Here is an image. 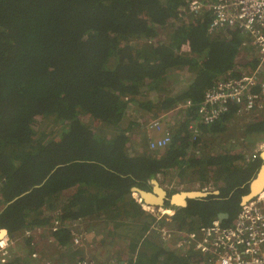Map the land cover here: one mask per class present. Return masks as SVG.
<instances>
[{"label":"trees","instance_id":"obj_1","mask_svg":"<svg viewBox=\"0 0 264 264\" xmlns=\"http://www.w3.org/2000/svg\"><path fill=\"white\" fill-rule=\"evenodd\" d=\"M182 6V0H0V229L14 235L58 226L57 243L67 244L64 221L83 218L89 232L134 230L128 248L136 252L156 218L131 188L151 190L160 175L219 190L176 207L178 228L210 225L223 212L224 224L236 218L262 160L230 148L206 151L236 110L209 125H200L197 111L206 90L234 69L246 38L238 30L210 34L209 14L197 18L181 13ZM182 70L194 80L172 95L164 85ZM151 92L156 96L147 98ZM188 101L166 148L150 150L144 136L130 149L132 133L150 122L128 121L131 104L155 118ZM38 117L45 129L60 125L59 135L38 132ZM190 123L200 125L195 140ZM244 134L252 146L264 141V116L247 123ZM66 191L72 194L64 198ZM151 241L130 264H189ZM20 242L7 264H43L40 254L32 257L30 238Z\"/></svg>","mask_w":264,"mask_h":264},{"label":"built area","instance_id":"obj_2","mask_svg":"<svg viewBox=\"0 0 264 264\" xmlns=\"http://www.w3.org/2000/svg\"><path fill=\"white\" fill-rule=\"evenodd\" d=\"M182 1L181 13L192 14L197 18L209 14L210 34L238 30L255 51L252 59L255 61L254 65H249L248 69L241 71L235 66L225 77L206 90L197 111L200 125L215 123L233 108L237 116L249 114L259 116L264 112V0ZM191 104V101H188L184 105L187 108ZM200 125L197 123L189 125L194 140L200 135ZM147 127L149 133H159V136L150 137V150L163 149L171 143L173 130L159 117L150 120ZM263 153L264 142L255 149L248 160L261 159ZM1 190L0 183V200L3 198ZM139 201L145 207V204ZM148 212L157 217L153 228L161 232L162 245L167 244L172 247L174 251H171L186 257L189 264H264V189L247 202L241 203L238 215L230 224H224L217 218L210 225L192 229L167 228L159 225L156 227L155 224L163 215L169 213V209L160 208ZM173 214L174 211L169 215ZM57 229V226L52 227L46 239L43 236L45 229L42 227L21 232L20 237L17 233L12 235L7 231L0 239V264L9 262L11 248L16 242L30 238L31 245H36L41 239L53 243L55 238L52 232ZM71 243L74 247L84 246L86 243L84 233L73 232ZM64 248L67 249L66 246ZM32 257L40 258L39 252H32ZM42 262L55 264V261L49 258H45ZM92 263L91 259L83 257L77 264Z\"/></svg>","mask_w":264,"mask_h":264},{"label":"rangeland","instance_id":"obj_3","mask_svg":"<svg viewBox=\"0 0 264 264\" xmlns=\"http://www.w3.org/2000/svg\"><path fill=\"white\" fill-rule=\"evenodd\" d=\"M161 38L163 41L166 40L167 34L166 33L163 34ZM245 42H246V44H244V46L246 47V49H243V51L241 52L240 57L238 59V62L236 64L239 71H241L242 69L243 70L248 69L247 67L250 65L249 62L252 61V59L255 55L254 50L252 52L250 51L251 50L250 48L252 46L250 43H248L247 39L245 40ZM193 80H194L193 74H191L187 70H182V71H179V73L176 74V76L174 75L172 78H170L168 80V82L164 85V87L169 90L170 94L176 95L180 91H182L184 88H186L187 85ZM154 96H156V93L151 92L147 95V98L154 97ZM178 106L179 107H176L175 109L172 110V113H170V114L165 113V114L158 116L165 124L169 125L173 131L176 129L179 122L185 116L186 106L183 104H180V103ZM136 107L137 106H135V105H132V104L130 105L128 112L126 114L128 121L138 117V118H141L142 121L147 122L148 120H151L152 118H154L150 115L151 113H149L148 111H145V110L141 111L139 109L137 111H135ZM262 115L264 116V112L259 114V116H256L253 114H249V115H245V116H236L234 118V120H232V122L229 123V126L225 132L218 134L217 136H213L211 138L213 141L208 143V148H206V151H208L210 154H216V153H221V151H227L230 148L231 149L230 151H232V152H240V151L245 152L247 155V159H248L249 156L255 152V149L257 147H259V145L264 141H259L257 143V145L252 146L250 141L248 140V138L245 137L244 126L249 122H253L256 119L258 120L259 118L262 117ZM158 117H155V118H158ZM127 120L125 119V123H128ZM87 121L90 122L91 124L93 122V120H91V119H89V120L87 119ZM42 122H43L42 117H38L36 119V126L35 127H36L38 132H41V130L44 129L42 133L50 134V135H57V134L59 135L58 131H59L60 125H53V126L45 129L42 126ZM137 131L138 132L136 133V135H134L135 132L132 133L133 142L130 143V149H132L133 151L136 149L134 147V142L137 141V139L139 137L145 136L146 139H148V144H150V140H149L150 137L152 138L155 136H159L158 133L152 132L149 134L147 124L143 125V126H139ZM140 149H142V147L138 146L137 150H140ZM169 177L170 178L165 179V177L160 176L158 179L160 181L161 185L163 187H165L166 189H168L169 196H170V194L174 193L175 191L179 192L181 190H205V191L218 190L213 185L201 186L197 182L179 183V181H177L176 177H173V175H171ZM71 194H72L71 191H66L63 194V197L64 198L68 197ZM136 196H138V195H136ZM136 196H135V194H132V197L138 202L139 199H137ZM167 209H169V208H167ZM167 209H165V210H167ZM156 210H158V208H156ZM171 210H173V209H171ZM174 212H176V210ZM169 214L170 213L163 215L161 217V220L157 224H155L156 227H158V225L160 227L163 226V227H167V228L178 227V226H176V224H174L173 217L170 216ZM113 228L114 227L112 225L107 227V229L111 232H112V230H115ZM102 231H104V230H102ZM105 232H106V234L105 233L99 234L96 232H92L90 235H91L92 240L95 242H99V241L101 243L107 242L108 245H111L109 250H107L108 253L112 252L111 256L116 255V257L119 260L128 258L130 255L129 254L130 250L128 248V246L130 244L129 242L131 239L130 236H132L134 234V230L133 231L130 230V231L126 232L125 228H124V230H123V228H121V229H119L120 233H114L111 235H107V231H105ZM146 233H148V239L152 240L151 242H158V244L160 246L163 244L162 243V239H163L162 234L158 229L153 228V222L151 223L149 230H147L145 232V234ZM17 235H18V237H20L21 233H17ZM44 238L46 239V237H44ZM46 241L44 239H41V241H39L37 246H36V251L39 252V254L41 255V257L43 259H45V258H49L51 260L54 259L56 263L60 264V262H59L60 260L64 261V260H66V257H69V253L65 254L61 247L55 245L54 243H50L49 241H47V242ZM142 241H143V239H142ZM21 243L22 242H20V241H18L16 243V246H19V247H17L18 250H22V246H20ZM151 247H152V245L150 246L149 244H146L145 241H143V243L138 246L136 253L138 254L141 250H145V251L150 250ZM164 248H165V250H173L174 251V249L172 247H170L169 245L167 246V244L164 245ZM19 253L20 252L17 251L15 254L20 255ZM88 253L94 254L95 251L89 250ZM40 259H38L39 262L41 261ZM34 264H37V263H34Z\"/></svg>","mask_w":264,"mask_h":264},{"label":"water","instance_id":"obj_4","mask_svg":"<svg viewBox=\"0 0 264 264\" xmlns=\"http://www.w3.org/2000/svg\"><path fill=\"white\" fill-rule=\"evenodd\" d=\"M263 155V154H262ZM261 155L262 163L256 173V176L251 180L249 185V191L242 197L241 203H245L251 198L258 195L264 189V156ZM152 189H143L138 186H133L131 188L132 193H138L140 200L147 204L148 206H153L156 208H160L165 206L167 200L170 205L187 207L189 205V200L191 199H199L205 198L210 194H219V190H215L213 192L205 191V190H188L181 191L172 194L169 196V191L165 187H163L160 182L154 178L151 181ZM263 184V186H262ZM262 187L257 193H255L256 189ZM229 218L228 213H219L218 219L223 222L225 219ZM7 232L6 228L0 229V232Z\"/></svg>","mask_w":264,"mask_h":264},{"label":"crops","instance_id":"obj_5","mask_svg":"<svg viewBox=\"0 0 264 264\" xmlns=\"http://www.w3.org/2000/svg\"><path fill=\"white\" fill-rule=\"evenodd\" d=\"M251 49V50H250ZM249 50L252 52L254 49L251 47ZM190 84V83H189ZM188 84V85H189ZM187 85V86H188ZM159 134V133H158ZM140 206L142 207L141 209L146 213V214H149L150 216H154L155 214L153 213H149L148 212V209L143 207L142 204H140ZM156 217V216H155ZM157 220V217L155 220H153V224L154 222ZM150 226H151V223H150ZM149 226V228H150ZM105 228V227H104ZM109 231V230H108ZM114 231V230H112ZM96 233H99V234H104L103 231L100 229V228H97L95 230ZM87 240H86V244L87 246L83 249H78V250H63V252L66 254L69 253V257H66V261L67 263H72V262H77L79 260H81L83 257H86V258H92L93 261H94V264H111L112 260H116V263L115 264H130V260H132V255H133V258L134 260L137 259V253L136 252H129V257L128 258H125V259H118L116 257V255L114 256H111L112 252L108 253L107 250H109V248L111 247V245H108L107 242H95L92 240L91 238V235H87L86 236ZM148 239V233H146L143 237V241H146ZM93 242V243H92ZM91 243V244H90ZM57 245V244H56ZM164 246V245H163ZM60 247V246H59ZM83 247V246H82ZM89 250H93L95 251L94 254H89L88 251ZM64 254V255H65ZM64 264V263H63ZM162 264V263H161Z\"/></svg>","mask_w":264,"mask_h":264},{"label":"clouds","instance_id":"obj_6","mask_svg":"<svg viewBox=\"0 0 264 264\" xmlns=\"http://www.w3.org/2000/svg\"><path fill=\"white\" fill-rule=\"evenodd\" d=\"M180 104H183V103H180ZM184 105V104H183ZM182 120H183V118H182ZM181 120V121H182ZM191 131V130H190ZM192 132V131H191ZM153 133H156V132H153ZM193 134V133H192ZM150 140V139H149ZM194 140V139H193ZM150 149V148H149ZM161 176V175H160ZM159 176V177H160ZM159 177L158 178H156L157 180L159 179ZM152 181V180H151ZM159 181V180H158ZM160 182V181H159ZM161 184V183H160ZM132 194H134V193H132ZM140 200V199H139ZM138 200V203L139 204H141L140 203V201ZM142 202V201H141ZM143 203V202H142ZM144 204V203H143ZM156 208V207H155ZM160 208H165V209H167V208H169V210H171V209H173V208H171V207H168V206H163V207H160ZM160 208H158V210L160 209ZM156 210V209H155ZM172 211H175L174 209L172 210ZM174 214H175V212H174ZM174 214L172 215V217L174 216ZM68 231H69V241L67 242V244H58L57 243V239H56V237H55V235H54V233L56 232H52V236H54V238H55V240H54V244L56 245L57 244V246H60L63 250H78L79 248L80 249H83V248H85L86 246H87V244L85 243V245L83 246V247H74L73 245H72V243H71V236H72V233L73 232H83L84 233V236L86 237L87 235H90L93 231H87V227H89V223L88 222H86V219H83V218H81V219H77V220H73V221H67V222H65L64 221V225H63ZM40 227H42V228H44L45 229V233L43 234V236L44 237H47L48 236V234H49V232H50V230L52 231V228L51 227H43V226H40ZM55 227V226H54ZM58 227V226H57ZM90 228V227H89ZM3 229V228H2ZM66 230V231H67ZM7 231H8V229H7ZM9 232V231H8ZM86 240H87V238H86ZM46 241V240H45ZM47 242V241H46ZM37 244H38V242L36 243V245H33V246H35V249L33 250V252L34 251H36V246H37ZM67 247V249H65L64 247ZM89 259H91L92 260V264H94V261H93V259L92 258H89ZM78 263V261L77 262H72L71 264H77ZM116 263V260H112V262H111V264H115ZM55 264H56V262H55Z\"/></svg>","mask_w":264,"mask_h":264},{"label":"bare ground","instance_id":"obj_7","mask_svg":"<svg viewBox=\"0 0 264 264\" xmlns=\"http://www.w3.org/2000/svg\"><path fill=\"white\" fill-rule=\"evenodd\" d=\"M262 156H264V153H263ZM262 186H263V184H262ZM261 188H262V187L256 189L255 193H257ZM134 194H138V193H134ZM137 199H138V198H137ZM145 207L148 208V210H155L154 207H152V206H148L147 204H145ZM172 212H173L172 210H169V213H170V214H172ZM2 232H4V231H2ZM2 232H0V239H2V238L5 236V234H3Z\"/></svg>","mask_w":264,"mask_h":264},{"label":"flooded vegetation","instance_id":"obj_8","mask_svg":"<svg viewBox=\"0 0 264 264\" xmlns=\"http://www.w3.org/2000/svg\"><path fill=\"white\" fill-rule=\"evenodd\" d=\"M181 191H188V190H181ZM181 191H179V192H181ZM215 191V190H214ZM178 191H175L174 193H177ZM210 192H213V191H210ZM174 193H172V194H174ZM172 194H170V196L172 195ZM190 201V200H189ZM167 203H168V200H167V202H166V204H165V207L167 206ZM170 204V203H169ZM170 207L171 208H173L174 210H175V208L176 207H181V206H175V205H170Z\"/></svg>","mask_w":264,"mask_h":264}]
</instances>
